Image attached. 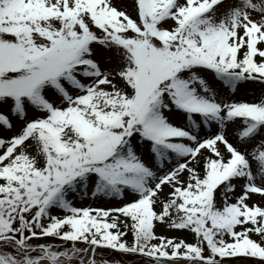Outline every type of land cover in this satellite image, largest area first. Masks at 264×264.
<instances>
[{
  "label": "snow or ice",
  "instance_id": "obj_1",
  "mask_svg": "<svg viewBox=\"0 0 264 264\" xmlns=\"http://www.w3.org/2000/svg\"><path fill=\"white\" fill-rule=\"evenodd\" d=\"M98 250L264 264V0H0V264Z\"/></svg>",
  "mask_w": 264,
  "mask_h": 264
},
{
  "label": "rangeland",
  "instance_id": "obj_2",
  "mask_svg": "<svg viewBox=\"0 0 264 264\" xmlns=\"http://www.w3.org/2000/svg\"><path fill=\"white\" fill-rule=\"evenodd\" d=\"M258 2V0H257ZM254 17H257L256 13H253ZM258 18V17H257ZM261 89L260 86L254 85V86H249L247 89H241L239 92L236 93V96L238 99H243V100H248L252 101L260 96ZM230 140L234 141V136L230 134L229 136ZM167 190V189H166ZM254 201L260 202L261 197L259 195H256L253 197ZM91 205L92 207H111V208H116L121 206V202L118 199H109V198H102L98 200H91L89 199L85 206ZM157 232L160 234L164 235H179V233L175 232H170L163 230L160 226H157ZM50 239V238H49ZM35 242V241H34ZM103 251V250H98ZM104 256L101 257L100 255H97V259L101 260L103 258H107L108 261H121L122 264H151L150 261L142 259V258H137V257H130V256H115L114 254H111L107 251H103ZM233 264H257L256 259L253 258H243V259H233Z\"/></svg>",
  "mask_w": 264,
  "mask_h": 264
},
{
  "label": "trees",
  "instance_id": "obj_3",
  "mask_svg": "<svg viewBox=\"0 0 264 264\" xmlns=\"http://www.w3.org/2000/svg\"><path fill=\"white\" fill-rule=\"evenodd\" d=\"M259 86V85H258ZM232 259H234V258H232Z\"/></svg>",
  "mask_w": 264,
  "mask_h": 264
}]
</instances>
